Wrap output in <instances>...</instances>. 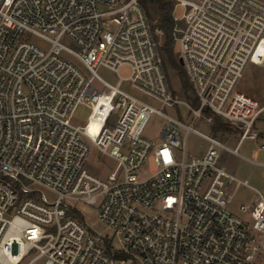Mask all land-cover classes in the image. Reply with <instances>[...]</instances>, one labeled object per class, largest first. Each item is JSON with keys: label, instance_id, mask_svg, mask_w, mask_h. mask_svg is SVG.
<instances>
[{"label": "built area", "instance_id": "built-area-1", "mask_svg": "<svg viewBox=\"0 0 264 264\" xmlns=\"http://www.w3.org/2000/svg\"><path fill=\"white\" fill-rule=\"evenodd\" d=\"M172 1L184 99L145 4L154 0H0V264H264V190L220 164L256 138L264 111L238 90L248 64H264V0ZM177 108L224 119L238 144ZM154 116L164 122L149 136ZM191 133L207 142L202 155L188 152ZM93 149L113 161L106 177L88 168ZM235 185L256 193L240 213ZM78 203L96 205L112 236Z\"/></svg>", "mask_w": 264, "mask_h": 264}, {"label": "rangeland", "instance_id": "rangeland-1", "mask_svg": "<svg viewBox=\"0 0 264 264\" xmlns=\"http://www.w3.org/2000/svg\"><path fill=\"white\" fill-rule=\"evenodd\" d=\"M156 1L158 0H154L153 3L145 2V4L147 5V8L153 18L161 19L162 15L157 8ZM164 1H170L174 7V1ZM180 10L181 9L178 11ZM41 43L43 42L41 41ZM175 55L177 56L176 51ZM165 65L171 85L173 88L177 89V92L183 99L186 98L178 70L167 61ZM99 73L103 78L111 82L116 80V76L105 68H101ZM120 74L127 77L129 75V69L126 67L122 68L120 70ZM238 90L255 97L260 102V104L264 106V64H248L238 84ZM186 94L191 95L189 92H186ZM194 106H196V104H194ZM90 113V108L85 105H81L77 108L75 116L80 122L85 123L88 121ZM177 114L181 120L191 123L200 131L216 137L231 148L236 147L240 140V131L233 128L224 119L218 116H213L211 113H205L203 117H197L190 112H186L181 108H177ZM208 116H213L212 122L207 120ZM216 119L221 121L226 128H220V125L218 126L215 124ZM163 122V118L154 116L145 133L149 136H155L157 130L160 128ZM251 133H255L256 138H244L239 144V153L237 154L223 151L220 164L234 175L246 181L248 184L260 190H264V111L256 120ZM207 145V142L203 138L194 133H191L188 136L187 150L192 155H202L206 150ZM97 156V150L93 149L88 160V168L92 172H95L102 177H106L110 171V168L112 167L113 161L106 156H103L101 159H97ZM154 167V162L151 159L150 162L146 164L145 169L148 170ZM231 194L232 201L230 203V208L236 213H240L239 207L242 203H250L256 198L255 191L247 185H235L231 190ZM77 206L85 215L87 222L92 227L99 230L100 232H105L108 233L109 236H112L111 229H109L105 223L99 220V211L96 205L87 206L85 204L78 203Z\"/></svg>", "mask_w": 264, "mask_h": 264}, {"label": "trees", "instance_id": "trees-1", "mask_svg": "<svg viewBox=\"0 0 264 264\" xmlns=\"http://www.w3.org/2000/svg\"><path fill=\"white\" fill-rule=\"evenodd\" d=\"M144 2L146 0H143ZM148 1V0H147ZM157 8L160 11L162 18L160 20V25L164 30V45H163V51L166 54V61L172 64L179 72L181 84L183 86V89L185 92H188L190 89V85L188 83V79L186 76V73L178 61L177 56L175 55L174 51V40L172 38V21L170 18V9L172 6V3L170 1H164V0H158L156 1ZM215 124L218 126L220 125V128L225 127V125L216 119ZM226 128V127H225Z\"/></svg>", "mask_w": 264, "mask_h": 264}, {"label": "water", "instance_id": "water-1", "mask_svg": "<svg viewBox=\"0 0 264 264\" xmlns=\"http://www.w3.org/2000/svg\"><path fill=\"white\" fill-rule=\"evenodd\" d=\"M180 64H182V60H180Z\"/></svg>", "mask_w": 264, "mask_h": 264}]
</instances>
